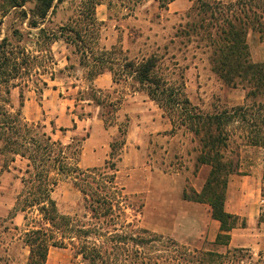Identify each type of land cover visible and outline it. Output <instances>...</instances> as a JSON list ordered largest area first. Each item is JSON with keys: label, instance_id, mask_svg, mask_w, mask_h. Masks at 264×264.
Here are the masks:
<instances>
[{"label": "trees", "instance_id": "1", "mask_svg": "<svg viewBox=\"0 0 264 264\" xmlns=\"http://www.w3.org/2000/svg\"><path fill=\"white\" fill-rule=\"evenodd\" d=\"M1 1V6L7 8L6 11L19 9L22 17L28 20L29 26L38 28L65 0ZM147 1L149 0H88L87 3L91 5L95 15L96 8L102 4H106L111 9L119 5L133 12ZM154 1L158 3L162 12L167 11L169 4L175 0ZM192 2L188 17L195 15L198 21L187 23L180 34L188 37V43L199 39L197 48H204L205 52L210 53L212 69L226 85L246 90L244 104L213 113H204L194 105L186 92L185 72L189 65L179 66L176 55L166 57L170 46L175 44L173 39L163 47L165 50L163 55L153 53L150 57L140 60L129 58L122 48L115 46L111 50H101L94 57V61L92 60L93 64L86 79L91 83L99 75L110 72L116 85L130 81L134 92L146 93L170 119L173 129L167 134L174 135L176 131L182 130L184 134L193 136L198 144L197 167L209 164L213 169L201 194L194 190L188 194L186 189L184 196L194 201L207 202L211 206L212 217L222 224V233L218 235L216 244L228 245L230 236L227 231L237 227L245 228L247 222L245 218L227 212L224 207L227 176L236 171V164L226 158V151L236 133H239L238 137L242 139L244 145L264 150V62L252 61L247 41L250 32H264V0H236L230 3L217 0H192ZM86 34L83 29L72 25L61 26L58 32H52L54 40H64L80 48L81 52H79L82 53L83 59L88 58L90 53L86 46ZM3 44L5 39L0 42V88L4 87V93L9 95V83L11 79L16 78V74L11 72L13 69L16 73L18 71L16 64L12 66L11 54ZM89 63L90 58L81 62L85 67H89ZM89 89L92 93L90 100L102 109L106 106L110 108L108 113L113 116L111 119L106 117L104 111L101 116L106 126L113 125L115 114L122 106L124 97L109 99L106 103L101 98L104 91L92 86ZM2 98L0 94V101L6 103L0 102V140L4 144L2 151L11 154L12 161H15L17 156L29 161V169L26 171L29 177L22 179L24 187L10 212L11 219L23 213L27 222L28 228L25 229L24 240L30 251L27 264H46L50 248L66 247V240L81 237L87 240L93 230L96 235L103 237L106 234H102L101 231H104L105 227L111 224L115 228L118 225L116 219L126 215L125 209H133L130 204L125 205L128 196L116 183V175L120 170L117 162L122 161L129 121L120 124L119 136L111 143V152L104 165L83 170L78 165L81 139L64 145L54 140L47 132L40 133L39 125L27 121L21 110L12 112L7 107L10 102L8 97ZM23 104L22 100L21 105ZM55 172L73 178L74 185L90 202L94 219L98 221L103 219L101 223L99 222L98 228L97 224H94V229L78 227L72 223L69 216L59 212L57 203L52 197V192L58 184V181L52 177V173ZM262 196L264 197V189ZM142 207L143 202L137 207V215ZM34 212L40 216L39 219L31 216ZM135 221L138 223V218ZM135 221L127 225L137 226ZM258 222L260 225L264 224L263 207ZM114 231L116 243L131 240L141 247L167 238L140 226L137 229L133 228L132 233L129 234H118L117 229ZM168 241L176 249L185 251L177 260L187 261V252L190 249L172 238H168ZM85 250L84 247L80 252L83 258L86 260L89 258L94 264L97 258H102L100 247L96 243L93 249L94 257L87 256ZM195 253L203 256L196 259L197 264H209L205 262V257L213 261L214 258L229 259V256H231L230 263L239 261V264L250 262V264H264L262 253L259 254L257 262H253V255L245 249L227 250L225 254L198 250H195ZM150 264H158V262Z\"/></svg>", "mask_w": 264, "mask_h": 264}, {"label": "rangeland", "instance_id": "2", "mask_svg": "<svg viewBox=\"0 0 264 264\" xmlns=\"http://www.w3.org/2000/svg\"><path fill=\"white\" fill-rule=\"evenodd\" d=\"M87 2L88 0H65L38 28H32L28 20L22 17L19 9L13 8L6 11L7 8L1 6L2 1L0 0V42L5 39L3 45L11 54L12 66L16 64L18 71L16 73L13 69L11 72V74H16V78L11 79L9 83V95L4 93V87L0 88L2 99L8 97L10 102L7 107L12 112L21 110L24 115V106H33L32 103L41 104L48 94L51 108L58 109L61 98L68 97L73 99L71 106L73 113L86 116V103L82 101L89 100L92 94L89 89L91 83L86 76L99 51L111 50L115 46L122 48L129 58L140 60L150 57L153 53L163 55L165 52L163 47L171 39L175 44L170 46L166 57L176 55L179 66L189 65L185 72L186 91L195 105L204 113H213L244 104L246 90L226 85L213 71L210 53L205 52L204 48H197L199 39L188 43V37L180 34L187 23L198 21L195 15L188 17V12L193 5L192 0L177 1V10L173 9L170 13L161 12L158 3L154 0L145 2L133 12L119 5L111 9L103 4L96 8L95 15L91 10V5ZM65 25H72L87 32L85 41L90 51L88 53L89 67L81 64L88 58L83 59L80 48L64 40L53 39L52 32H58L59 28ZM41 29H43L42 32ZM247 41L252 61L255 63L264 61V32H250ZM166 59L168 61V58ZM104 92L101 98L107 103L109 99L124 97L133 93L134 90L131 82L128 81ZM22 100L23 105H21ZM109 110L110 108L106 106L101 108V113L104 111L106 117L111 119L113 116L108 113ZM60 112L64 114L62 110ZM57 118L59 114L51 119L44 117L47 120V126L51 122L55 128L60 125L55 124ZM36 125L40 126V133L45 131L42 121ZM238 136L239 133L233 136L226 151V158L236 164V176L234 180L231 177L230 187L234 185L235 192L243 190L248 193L260 207L259 212L261 213V207L264 209V197L262 196L264 150L244 145ZM3 145L0 140V264H27L30 255L29 247L24 241L25 229L28 228L27 222L23 213L11 219L10 212L24 187L22 179L29 177L26 173L29 169V161L21 156H17L15 161H12V155L2 151ZM197 147V141L191 134L183 137L180 135L179 140L173 145L166 144L163 138L154 137L152 145L147 150L148 164L154 169L160 168L166 171L187 169L192 173L197 168L196 156L199 154ZM117 164L120 169L123 168L122 162H117ZM103 165L104 163L94 166V164L81 162L79 167L85 170ZM95 176L98 177V175ZM52 177L58 181L52 197L57 203L59 212L69 216L72 223L78 227L94 229V224H97L98 228L99 222L101 223L103 219L100 221L94 219L90 202L74 185L73 178L58 175L56 172L52 173ZM249 177L252 178L251 181H247ZM192 190L189 184L188 194H191ZM127 196L128 200L125 205L130 204L133 209H125L126 215L116 219L115 222L118 225L115 228L110 224L103 229L104 231H101L102 234H106L103 237L96 235L93 230L91 237L87 240L80 236V239L66 240V247H51L46 264H94L89 258L84 259L80 253L85 247L87 256L94 257V243L100 247L102 255L101 259L97 258L96 264H150L151 262L197 264L196 259L203 256L195 253V250L187 252V259L190 262L177 260L185 251L176 249L168 238L143 247L131 240L116 243L114 241L115 229L118 234H129L132 233L133 228L137 229L140 226L135 221L138 218L136 210L143 198L142 196ZM31 216L40 218L37 212ZM133 221L137 226L127 225ZM228 258H214L215 260L209 261L205 257L204 260L209 264H230L231 256ZM262 262L264 263V256ZM233 263L239 264V261H233Z\"/></svg>", "mask_w": 264, "mask_h": 264}, {"label": "crops", "instance_id": "3", "mask_svg": "<svg viewBox=\"0 0 264 264\" xmlns=\"http://www.w3.org/2000/svg\"><path fill=\"white\" fill-rule=\"evenodd\" d=\"M177 1L179 0L170 3L165 12L177 10ZM217 1L230 3L236 0ZM91 86L106 91L115 88L116 84L111 73L105 72L96 77ZM47 95L41 104L35 105L30 101L33 106H24V116L30 123L38 124L42 121L44 130L64 145L81 139V159L78 165L81 162L94 166L105 163L111 152V143L119 136L120 124L129 121L121 161L123 168L117 172L116 183L124 189L125 194L142 196L143 207L138 213L140 227L172 238L190 250L225 254L227 250L245 249L253 255V262H257L260 253L264 256V224L260 225L258 222L260 207L248 193L243 190L235 192L234 185L230 187L229 182L231 177L232 180L235 179L236 171L227 176L224 207L227 212L245 218L247 226L227 231L230 236L229 244L218 245L216 239L222 233V224L212 217L211 206L207 202L194 201L184 196L189 184L196 193L203 192L211 175L212 166L196 165L197 168L190 173L187 169L172 171L154 169L148 164L147 150L152 145L154 137L163 138L166 144L173 145L179 140L180 135L183 137L186 134L182 130L176 131L174 135L167 134L173 129L170 119L146 93L133 92L124 96V102L115 114V122L110 126L105 125L101 107L93 100L82 101L86 103L87 114L79 116L74 114L71 108L72 98H61L59 108L54 109L50 107ZM57 114L60 119L57 118L55 124L60 125L55 128L50 122L47 126L44 117L51 119ZM251 179L249 177L245 180Z\"/></svg>", "mask_w": 264, "mask_h": 264}]
</instances>
